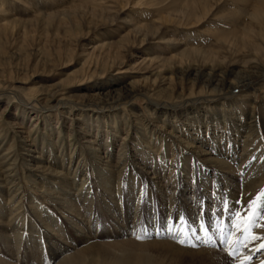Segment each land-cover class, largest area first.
<instances>
[{
    "label": "bare ground",
    "instance_id": "obj_1",
    "mask_svg": "<svg viewBox=\"0 0 264 264\" xmlns=\"http://www.w3.org/2000/svg\"><path fill=\"white\" fill-rule=\"evenodd\" d=\"M182 1L184 0H0V44L27 26H38L41 29L51 26L56 31L63 29L65 38L75 36L77 44L84 42L81 43L83 51L80 55L84 58L82 64L77 70L59 79L55 86L57 88L36 92V88L34 90L33 87L25 88L21 85L18 88L23 90L21 93L24 101L16 103L8 96L15 88L0 85V100L2 98L5 101L0 110V132H10L13 135L18 131L25 133L26 138L22 140L25 143L24 149L36 153L30 156L29 153L18 152L24 147L18 143L4 146L6 143L1 142L5 136H0V243L3 245L0 246V264H28V260H34V263L42 261L44 264H86L88 258L94 262L104 256L108 264H226L222 253L216 251V248L186 249L167 233L155 235L165 223L153 220L152 200L134 193L136 190L133 191L128 184L113 187L107 181H101L103 210L100 211L105 216L104 222L101 225L98 221L87 222L83 216L85 211L82 215L75 203L78 201L83 206L85 200V193L79 187L82 182L77 187L74 185L75 171L68 169V163L62 164L60 161L57 164L58 160L46 162V157L40 154L42 152L35 150L34 136L37 134L52 136L53 133L58 135L62 132L66 138L74 139L71 148L73 152L69 156L77 158V163L83 150L102 149L100 152L104 156L108 155L109 159L114 158L115 162L125 159L121 163L124 165L125 152L128 156L131 152L141 153L133 142L138 144L142 140L132 137L133 140L129 142L132 139L129 138V130L117 128L113 122L110 124V119L109 123L106 122L108 125L102 127L104 130L99 129V124H105L103 115L112 113L113 116L110 117L113 118L120 109L118 99L138 94L145 96L150 108L153 107L154 111L164 115V121L152 117L150 111H147L145 120L129 111L134 125L149 129L152 126V133L163 132L166 136H175L177 129L172 119L176 115L181 118L193 110L196 112L192 113L200 115L203 110L218 108L217 103L225 98L234 97L235 100L243 101L264 84V0H190L185 9L176 5ZM228 1L236 4L232 11L227 9ZM218 20L226 21L230 27L218 28ZM205 26L208 27L206 32L218 46L213 44L212 48L206 49L196 48L198 45L187 47L185 41H190L197 30ZM102 77L108 83L120 86L110 95L98 97L87 104L78 103L85 100L81 99L88 94H69L73 87H94ZM96 94L97 92L89 95L93 99ZM117 94L119 96L116 97ZM68 107L75 108L73 114ZM188 107L191 108L186 110ZM181 120L183 119H179ZM22 125L27 131L23 130ZM188 140L179 138L186 153L195 154L193 156L199 161L198 167L204 172L214 166V178L222 181L225 187L223 191L218 189V192L228 195L232 202L239 199L241 193L245 201L252 197V192L245 193L251 187L245 180L247 181L255 164L251 163L252 158L249 161L245 158L246 155L236 156L234 150L228 158L238 164L234 167L228 159L220 157L223 153L221 155L218 150L207 146V149H203L193 144L194 138L191 136ZM77 141L80 142L76 145ZM110 146H116L114 152H108L107 148ZM243 147L245 146L242 149ZM151 150L156 152L157 149ZM29 157L36 161L32 162ZM137 159L141 167H134L140 168L143 174L152 173L151 183L156 184L158 191L155 193H158L159 198L181 203L194 217L198 215L200 205L196 198L213 203L214 198L207 192L209 190L205 187V182L203 185L194 182L191 175L182 172V166L181 170L178 168L176 171L180 176L177 174L174 179H168L169 172L166 171L161 176V172L158 173L151 167V161H147L145 155L141 154ZM140 171L137 172L140 174ZM18 173H22L24 183L29 182L30 187L48 195L55 202L62 224L56 225L46 220V216L38 215L35 209L37 207L34 208L36 204H32L34 201L31 202L28 193L26 196L21 193L23 186L19 182L21 176H17ZM237 180H242L240 185ZM176 192L178 197L175 196ZM24 196L28 206L21 208ZM138 203L144 204V208L140 209ZM20 208L28 211V218L31 217L35 223L33 228L25 224L23 233L20 230L23 221L18 217ZM143 216L146 218L142 222ZM204 218L209 219L208 216ZM139 222L142 224L140 227ZM34 229L36 234H33ZM140 229L142 237L147 233L146 241L137 242L133 239L132 236L139 233ZM97 237H103V240H98ZM79 243L81 244L78 245ZM126 246L157 247L160 255L152 259L149 254H130L131 249ZM187 256L194 257L189 259ZM260 259H264V254H255L252 264H259Z\"/></svg>",
    "mask_w": 264,
    "mask_h": 264
},
{
    "label": "rangeland",
    "instance_id": "obj_2",
    "mask_svg": "<svg viewBox=\"0 0 264 264\" xmlns=\"http://www.w3.org/2000/svg\"><path fill=\"white\" fill-rule=\"evenodd\" d=\"M189 2L190 0L188 1L184 0L181 3L177 2L176 5L178 7L180 5L182 6V9H185L187 3ZM60 3L61 2H58V4ZM235 7H236L235 2L228 1V4H227L228 10L232 11L233 9H235ZM218 21H219L218 28L225 29V28L230 27L228 23H226V21H221V20H218ZM245 21H247V19H245ZM23 28L19 30L20 32L15 34L16 36L15 35L9 36V38L7 37L6 40H3L4 43H2L3 42L2 41L1 42L2 44H0V85L2 84L11 85L12 88H15L13 93H8V96L11 100L15 101L16 103L17 102L23 103L24 101L23 94L21 93L23 92V90L22 89L20 90L18 88L21 85H22L21 87H25V88L26 87H33V89L36 88V90L34 89L36 92L38 90L40 92L43 89H47V88L48 89L57 88L55 87L57 86L56 82L59 79L65 77L68 73L77 70L80 67V64H82L83 59H84L80 55L83 51L81 45L84 42H81L82 44L81 43L77 44L75 36L70 37V38H65L64 37L65 31L63 29L56 31L51 26L48 28H42V29L41 27H38V26L37 27L27 26L25 27L26 29L24 28L25 30ZM206 28L208 27L205 26L197 30V33H195L196 35L190 40L191 42L189 40H186L187 42L185 41L186 46L188 47L190 45L189 47H191L194 45V47H196L195 45H198L199 47L197 46L196 48H204V49L212 48L214 45L215 47H217L218 45H216L213 42V39L210 38L211 35L208 32H206L207 31ZM214 28H215L214 30H217V27H214ZM188 42H190L192 45ZM260 47H263V46L261 45ZM119 86L120 85H117L116 83H108L107 79L102 77L97 81L94 87H91L90 89H85V86H83V88L73 87L72 89L69 90V94L71 93L88 94V96H85L81 99V100L83 99L85 100L78 103V104H84V103L87 104V102H92L96 100V98L98 97H106L107 95H110V93H113L114 89L118 88ZM263 86L264 84L262 86H259L258 89L252 91L250 93L251 95L247 97L246 99H244L243 101L240 99L235 100L234 97L227 98V99L225 98L221 100L219 103H217L218 108H213L210 111L208 109L203 110L202 111L203 113L202 112L199 113L200 115H198L197 113H192V112H196V110H193L192 112H190L192 114L187 112L185 116L182 115L181 118L183 120L181 121H179V119L181 118L177 117V115L175 116L174 114L175 118H173L172 120H174L173 124L175 125V128L177 129V131L176 132L174 131L175 136L170 135L171 137L166 136L163 132H161L163 133V135H161V133L160 134L152 133V129H151L152 126L150 127L151 129L150 130L149 128H146V127H140L139 125H136V124L134 125V120L132 119V117L131 118L129 117V114H128L129 111H133L136 114L140 115L141 120H145L147 118V114H146L147 111H150L149 113L151 114L152 117H155V119L158 118V120H160L161 122L164 121V118H165L164 115L161 116V114H159V111L156 112L154 111L153 107H152L153 109L150 108L151 105L148 103L149 101L145 96L138 94L131 98L118 99L117 104H120V109L116 112V114H114V117H113L114 119L110 117L112 113L111 115L110 114H107L106 116L103 115L102 118H103V121H105V124L104 123L103 125L102 123L99 124L100 125L99 129L104 130V128L102 127H104L105 125H108L107 123H109L108 120L110 119V124L113 122V125L116 126L117 128H123L124 130L128 129L129 135H130L129 138L134 137L136 138V140L137 139L142 140V141H138L139 142L138 144L137 142H133V143H136V145L138 146L137 148L140 149L141 153L135 154V152H131V153L129 152L130 155L128 156L127 152H125L126 156H124V158H126V163L124 165L121 163H123L125 159L120 162L119 161L115 162L114 158L109 159L108 155L104 156L103 153L100 152L102 149H99L98 151L90 150V149L83 150L82 156L79 157L80 161L77 163V158H74L72 155L71 157L69 156V153L73 152L71 148L73 146L72 144H73L74 139H72L71 137L66 138L65 134H63L62 132H60L58 135H56V133H53L52 136H46V134H40V133L37 135L33 134V136L36 135L34 136L36 149L35 148L34 149L36 151L42 152L40 154L46 157V162L48 163L52 161L57 162L58 160L57 164L60 161L62 162V164L68 163L67 164L69 166L68 169L75 171L74 172V176H75L74 185L75 187H77L78 183L81 181L82 183L79 187L82 190V193H85V200H83L84 205L81 206L80 202L78 201H76L75 203L79 206L78 210H80L82 215H83V212L85 211L83 216L86 219V221L89 223L90 222L92 223L93 221H95L96 223L98 221L99 225H101L102 224L101 222H104L105 216L102 213L103 211H100V210H103L102 209L103 205L101 204L102 203L101 202L102 201L101 200L102 188H101L100 183L101 181L104 180L105 182L107 181L106 182L107 184L109 183L113 187H116V186L122 187L124 184H128V186L131 189L132 188L134 189V190L132 189L133 191L136 190L134 193L136 194L138 193L139 196L145 195L147 198L151 199L152 200L151 201V212H152V217L154 221H160V222L166 223L167 218L169 216L176 218L179 215H184L189 220L190 223H192L193 221H196V226L198 227L199 226V221H197L198 215L197 216L195 215V217L192 216L190 210L182 206L181 203L175 202V200H173L172 202L171 200L169 201V200L161 199L158 197V193L157 194L155 193V191H158L155 186L156 184L151 183L153 181V179L150 178L152 176V173H150V175L143 174L140 171V168L134 167L135 165H139V167H141L140 161L137 158H139L141 154L145 155L147 161L149 162L151 161V167L155 169V171H157L158 173L161 172L160 173L161 176H163V174L165 175L166 171L169 172L168 177L166 176L168 179L170 177L174 179V177H176L177 174L178 176H180V174L176 171L178 168L180 170L183 168L182 172L187 175H191L194 182L196 183L199 182L202 185L205 182L206 185L205 184L204 185L209 190L207 192L209 193V195L212 194L211 196H213L214 198L213 203H211L212 204L211 205L209 202L198 197L196 198V202H199L198 205L201 204L202 201H204V202H207L208 205L210 204V206H213L214 204V206L219 207V205L221 204L220 197H222L223 193L221 191L220 192L218 191L222 190L224 185L222 184V181L214 178L215 177L214 172H216V170L213 168L214 166L210 168L211 170L207 169L203 172L202 168L198 167L199 161L193 156L195 154L191 152L186 153L187 150L184 149V147L182 146V143L179 141L180 137L183 138L184 140L189 141L188 138H190L191 136L194 138L192 142L193 144L199 145V147L203 149H207L209 147L211 149L218 150L221 153V155L223 153V155L220 157L224 159H228L230 153H234V152L236 156L246 155L245 158H247V160L249 159V161L252 158L251 163L253 164L255 163V164L253 165L252 170H250V173L247 177V181L245 180L247 184L250 183L249 185L251 187H249L247 192L245 193L252 192L251 193L252 197H254L255 194L260 189L264 188V178H263L264 177V139H262L264 138V87ZM95 92H97V94L94 95L92 99L89 94H93ZM115 96L117 97L119 96V94ZM110 101L111 100H109V102ZM4 102H5L4 99L2 100L1 98L0 110L2 106L4 105ZM241 105L242 107H240ZM250 106H252V108ZM149 108L152 110H150ZM190 108L191 107H188L186 110H189ZM74 109H75L74 107L73 108L68 107V110L71 112V114H73V112L75 111ZM206 111H208V113ZM162 118L163 120H161ZM182 122H185V123L183 124ZM22 126H23V130L27 131L25 129V126L24 125ZM92 128H94V126ZM143 133H146V134H143ZM3 134L5 138H3L1 144L6 143L4 146H7L9 144L18 143L20 146H24V147H21L18 150V152L20 153L26 152V153H29L30 156L36 155L35 152L27 151L24 149L25 143L22 140H25L26 138L25 133L18 131L16 135H13L10 132L9 133L0 132V136ZM67 139L69 140L71 139L70 142H68L69 140ZM132 140L133 138L131 140L129 139V142H131ZM239 140H241L242 142ZM78 142L80 141L75 142L76 145L79 144ZM143 143H144V146H143ZM205 146H207V148ZM242 146H245V147H243L242 149ZM26 147L29 148L31 146L26 145ZM114 149H116V146L114 148L111 146L107 148L108 152L109 151L114 152ZM151 149H157L159 151L156 150V152H154V150L152 151ZM137 151L139 150L137 149ZM56 154L58 156H56ZM227 154L228 156H226ZM54 155L56 156V158ZM101 155H103V157H101ZM29 158L32 162L36 161V159H33L31 157ZM229 162H231V160H229ZM231 163H233L232 165H234V167L238 166L236 162L235 163L231 162ZM137 171H140V174ZM21 175L22 173H18L17 176H21ZM145 175L148 176V178ZM204 176H206L207 178H205ZM20 178L21 179H19V182L23 186L21 188V191H22L21 193H23V195L25 196L28 193V195L30 196L31 202L34 201V203L32 204L33 205L36 204L34 208L37 207L35 209H37L38 215H40V217L46 216L45 217L46 220L53 222L56 225L60 223L62 224L63 221L55 206L56 204H54L55 202L52 201L50 197H48V195L45 196L44 193H41L36 188L30 187L29 182H25L26 183L25 184L23 181L24 178L22 176ZM249 178L250 180H248ZM241 181L242 180H237V184L240 185L239 182ZM27 187L30 189H28ZM226 187H227V183H226ZM214 193L216 194L215 196L213 195ZM176 194L177 192L175 193V196L178 197L179 194L177 195ZM25 196L23 197L24 204L21 205V208H26L28 206L26 205L27 203H26ZM223 197H227L229 199L228 195L223 194ZM87 204H90V205L87 206ZM100 205H102V207ZM138 206L140 209L144 208V204L142 203H138ZM21 208L18 210V213H19L18 217H21L23 221L22 222L23 225L20 229L23 233L25 232V229H24L25 224L33 228L34 221L31 220V217L28 218L27 216L28 211H25L24 209H21ZM89 214L91 217H89ZM144 218L146 217L144 216L142 217V222L144 221ZM203 219L205 222V227L209 228V230L214 229L215 221L219 219H223L225 223L229 222L227 220V213H221L220 216H214L211 218L209 217V219H205V218ZM138 226L140 227L142 226V224L139 222ZM141 231L142 230L140 229L139 233H136L134 236L131 235L133 239L136 240L137 242H142L143 240L144 241L147 240L144 237H142L141 239L136 238V236L142 235ZM33 234H36L35 229H34ZM96 239L103 240V237H100V238L97 237ZM213 240L214 242L219 241V243L215 244V246L212 248L211 246L205 247L203 245H200L198 247H202L203 249H215L216 248V251H220L222 253L224 262L226 264H229V257H227L226 253L223 251L224 246L221 244L219 238L214 235ZM136 241H133V242H136ZM80 244L81 243H79L78 245ZM0 246H3V245L0 243ZM181 247L183 248L185 247L186 249H192V250H195V248L198 249V247H192V248H190L189 246H181ZM126 248H128L129 250L131 249L129 252L130 254H135V253H142V254H147V255L149 254V256L150 255L152 256V259L153 257L155 259L156 256L160 255L157 247H153V246H149L147 248L126 246ZM243 251H245V253L248 252L246 251V249ZM187 257L191 259L194 256H187ZM253 261H254V257H253ZM41 263L44 264V262L42 261ZM41 263H36V262L34 263V260H28V264H41ZM86 264H108V263H107L106 256H104V258L102 259H95L94 262L88 258ZM180 264H186V263H180ZM251 264H252V261H251Z\"/></svg>",
    "mask_w": 264,
    "mask_h": 264
},
{
    "label": "snow or ice",
    "instance_id": "obj_3",
    "mask_svg": "<svg viewBox=\"0 0 264 264\" xmlns=\"http://www.w3.org/2000/svg\"><path fill=\"white\" fill-rule=\"evenodd\" d=\"M264 139V138H262ZM216 195L215 193L213 194ZM219 207L210 206L202 201L198 208L197 221L192 223L184 215L176 218L169 216L167 222L155 235L167 233L175 242L182 246L214 247L213 236H217L224 246L223 251L229 257V264H251L255 254H264V188L260 189L254 197L245 201L243 193L241 197L232 202L227 197H220ZM227 213L228 223L223 219L215 221L212 230L205 227L204 217L220 216ZM147 233H144V238ZM137 239L142 236L138 235ZM193 241L197 243H193ZM251 246V247H250ZM248 250L247 253L243 250ZM264 264V259L259 260Z\"/></svg>",
    "mask_w": 264,
    "mask_h": 264
}]
</instances>
